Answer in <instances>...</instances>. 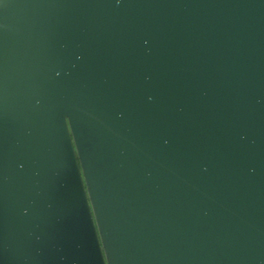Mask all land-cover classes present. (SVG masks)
I'll list each match as a JSON object with an SVG mask.
<instances>
[{
  "label": "water",
  "instance_id": "water-1",
  "mask_svg": "<svg viewBox=\"0 0 264 264\" xmlns=\"http://www.w3.org/2000/svg\"><path fill=\"white\" fill-rule=\"evenodd\" d=\"M0 264H264V0H0Z\"/></svg>",
  "mask_w": 264,
  "mask_h": 264
}]
</instances>
